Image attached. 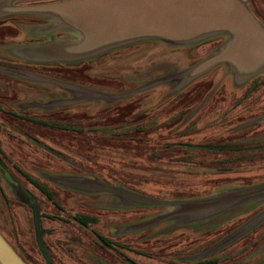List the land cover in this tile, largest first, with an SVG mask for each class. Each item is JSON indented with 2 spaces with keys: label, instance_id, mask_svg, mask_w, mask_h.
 <instances>
[{
  "label": "rangeland",
  "instance_id": "374dc122",
  "mask_svg": "<svg viewBox=\"0 0 264 264\" xmlns=\"http://www.w3.org/2000/svg\"><path fill=\"white\" fill-rule=\"evenodd\" d=\"M240 1L264 29V0ZM52 27L47 18L0 17V233L13 249L29 264H48L36 242L31 196L50 264H127L93 232L138 264H264V202L200 222L199 210L180 214L175 205L264 184V72L234 84L221 64L189 81L185 73L224 45L225 36H216L181 47L148 41L84 60L101 79L94 83L79 70L66 74L82 62L33 63L16 55L76 36L45 34ZM213 81L207 94L199 83ZM88 92L135 93L108 102ZM95 184L120 195L78 189ZM141 198L174 204L142 205ZM81 215L98 221L82 227Z\"/></svg>",
  "mask_w": 264,
  "mask_h": 264
},
{
  "label": "water",
  "instance_id": "95a60500",
  "mask_svg": "<svg viewBox=\"0 0 264 264\" xmlns=\"http://www.w3.org/2000/svg\"><path fill=\"white\" fill-rule=\"evenodd\" d=\"M11 2L12 0H0V17L24 15L47 18L53 22V27L48 32L46 30L45 34L65 31L76 35H73L72 40L49 39L37 46L17 50L16 55L29 62L74 64L148 41L181 47L200 43L208 38L225 36V43L217 54L185 73L184 76L189 81L203 76L221 64H225L232 73L234 84H244L264 72V29L240 0H62L28 6H11ZM161 83L163 82L159 84ZM181 83V86L187 84L186 81ZM152 87L156 86H147ZM134 93L117 96L98 92L87 94L93 95L92 98L113 102ZM71 186L75 187L72 184ZM78 189L89 193L111 192L120 195L119 191L98 184L91 186L90 191L88 188ZM258 189L264 190V184L175 205L181 206V211L178 210L180 214L199 210L200 222L242 203L264 202V191L260 195ZM140 200L142 205L174 204L146 198ZM227 205L229 206L222 209ZM30 207L38 248L45 261L50 264V256L42 236L39 208L33 202ZM254 224L240 230L229 241L249 231L256 225ZM0 264H28L1 234Z\"/></svg>",
  "mask_w": 264,
  "mask_h": 264
},
{
  "label": "trees",
  "instance_id": "16d2710c",
  "mask_svg": "<svg viewBox=\"0 0 264 264\" xmlns=\"http://www.w3.org/2000/svg\"><path fill=\"white\" fill-rule=\"evenodd\" d=\"M137 46V45H136ZM132 47V46H131ZM134 47V46H133ZM106 55V54H105ZM86 62L85 61H82V65L81 66H78V65H74V66H69V68H73V70H70L68 71L66 74H68V77H70V75H72L73 73L71 71H74V70H79V71H75L74 73H79L82 75L83 79H89V81L91 82H94L96 83V81H99L101 79H99L97 77V75H92V67L90 65H86L85 64ZM87 66V67H86ZM81 70V71H80ZM89 72V73H88ZM89 74V75H88ZM90 74L92 75V77L90 76ZM71 81H75V80H71ZM104 81V80H102ZM86 82V81H85ZM105 82V81H104ZM215 81L213 82H210V83H206V82H200L199 84H203V85H207L205 88V91L208 93H210L216 86V84H214ZM195 105V104H194ZM199 105V104H198ZM197 104L195 106H198ZM193 106V105H192ZM191 107H188V108H185L184 110L189 111ZM192 109V108H191ZM139 110V109H138ZM137 112L136 110H132L131 112H129L130 114L126 117H132L134 116V113ZM139 113V112H138ZM137 114V113H136ZM238 151V150H237ZM36 186L38 188H40L41 190H43L45 193L49 194L48 191L46 190V188L42 185H39L37 182H35ZM259 209V208H258ZM257 209V210H258ZM257 210L255 211H251L250 213H247L243 216H240L242 217V219L244 217H248L250 215H253L254 213L257 212ZM259 211V210H258ZM241 219V218H240ZM76 220L79 222V224L82 226V227H86L88 228L89 226H91L92 224H95L97 223V218L96 217H92V216H89V215H81V216H77L76 217ZM239 220V219H238ZM95 238L99 241V243L102 245V247H105L107 249H111V250H114L115 253L119 256V255H122V257L124 258L125 262L127 264H138L136 263L135 261H133L131 258L129 257H126L124 254H120V252L117 250L116 247H119L120 245L112 240H110L109 238L105 237V236H102L101 234L97 233V232H93ZM26 262V261H25Z\"/></svg>",
  "mask_w": 264,
  "mask_h": 264
},
{
  "label": "flooded vegetation",
  "instance_id": "af4514ba",
  "mask_svg": "<svg viewBox=\"0 0 264 264\" xmlns=\"http://www.w3.org/2000/svg\"><path fill=\"white\" fill-rule=\"evenodd\" d=\"M138 109V108H137ZM34 184H35V182H34ZM36 185V184H35ZM40 185V184H39ZM41 190V189H40ZM41 191H43V190H41ZM35 203L37 206H38V204L31 198V196L27 199V206H29L30 207V203ZM31 208V207H30ZM38 208H39V206H38ZM32 210V209H31ZM39 211H40V209H39ZM40 219H41V217H40ZM40 222H41V220H40ZM41 230H42V227H41ZM1 234V233H0ZM2 235V234H1ZM46 248V247H45ZM25 261V260H24ZM29 264V263H28Z\"/></svg>",
  "mask_w": 264,
  "mask_h": 264
}]
</instances>
